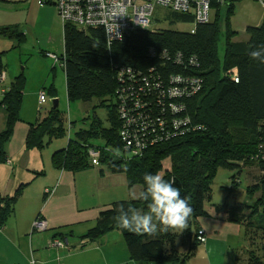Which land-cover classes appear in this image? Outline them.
Returning a JSON list of instances; mask_svg holds the SVG:
<instances>
[{"label":"trees","instance_id":"trees-1","mask_svg":"<svg viewBox=\"0 0 264 264\" xmlns=\"http://www.w3.org/2000/svg\"><path fill=\"white\" fill-rule=\"evenodd\" d=\"M238 1L219 3L212 0L210 21L194 25L189 33L137 29L111 45L107 44L105 33L100 28L78 29L71 24L63 25V53L59 57L63 61L66 99L68 102H95L91 107L92 115L86 118L90 123L88 128L73 131L75 124L66 121L58 107L54 109L52 104L46 108L43 118L28 125L24 148L40 151L51 139L67 136V146L52 154L54 169L77 173L101 164L110 173L123 174L127 187L138 184L141 191L146 187L144 175L160 173L161 163L170 158V170L162 176L170 182L175 180L174 186L180 189L181 195L193 208L188 229L181 235L170 231L150 237L121 230L114 219L121 206L147 211V202L141 199L113 202L99 213L82 240L99 241L108 232L116 230L123 236L131 261L186 264L200 244L197 242L200 231L197 219L222 217L242 228L245 246L238 252L245 253L247 261L240 263L235 258L234 264H264V155L250 161L251 156L264 154V64L249 55L253 46L264 44V18L259 26L245 29L248 37L245 42H234L237 33L231 30L230 17ZM222 9H226L223 12L225 42L220 59L217 39ZM172 15L177 21L193 23L183 13L172 12ZM0 35L12 42V49L25 42L24 34L16 26L1 28ZM4 54L0 52V75L5 71L2 64ZM169 75L196 78L201 82L198 93L183 99L184 112L180 118L189 121L187 128L178 136L166 138L158 134L152 142L161 141L148 146L139 156L127 154L119 137L123 128L118 113L120 92L123 88H130L129 81L132 80L141 83L145 79L146 85L142 84V90H146V86L153 89L156 83L166 82ZM24 86L25 78L21 73L6 87L0 101V111L5 116L4 127L0 131V163L9 161L4 146L19 119ZM44 90L47 100L50 99L48 96L56 97L53 85ZM130 97L135 105L156 106L153 99H144L140 92ZM125 99L130 101L129 96ZM158 99L157 103H161L162 97ZM39 106L41 110L43 107ZM98 107L108 111V128H104L95 116ZM90 149L99 154L95 165L89 160ZM242 160H247L245 167H256L262 174L247 188L248 194H259L256 204L252 208L238 204L231 207L213 205L212 212L205 209L204 203L210 198V185L217 170H237L239 173L244 169L240 168ZM231 181L235 183L236 179ZM25 186L20 184L11 194L0 196V229L13 214ZM178 234L189 240V246L183 253L178 250ZM68 235H72L70 228L64 227L52 239L67 241ZM184 239H180L181 245Z\"/></svg>","mask_w":264,"mask_h":264},{"label":"rangeland","instance_id":"rangeland-1","mask_svg":"<svg viewBox=\"0 0 264 264\" xmlns=\"http://www.w3.org/2000/svg\"><path fill=\"white\" fill-rule=\"evenodd\" d=\"M36 1L37 0H26V5L28 6L30 13H38V11L35 9ZM261 1L264 3V0ZM261 1L240 0L234 4L233 13L230 17L231 30L237 33V35L233 38L234 42H245L248 38L245 33V28L249 26L257 27L262 23L264 18V4L261 3ZM13 6H17V4H14ZM223 12H226V9H222L221 11V19L218 24L219 35L217 39V48L220 59L223 57L225 42ZM36 17L37 14L31 17L28 16V21L30 23L28 29L32 30V19H36ZM193 28V23L177 21L174 19V16L170 10L159 6L154 8L151 24L149 26L150 31L172 30L182 33H189ZM26 33L28 34L27 39L29 42L27 41L25 44L19 47L12 49V42L8 39L0 44V52H5L2 57V64L5 68V71L3 72L4 80L3 82H0V84L9 86L13 79H15V77L21 73L25 78V86L21 98V112L19 114V119L14 126L13 134L17 132V130L22 129L25 131L26 135L28 125L38 119L43 118L46 115V108H49L52 105L51 100L55 99L57 100V107L59 112L62 114V117L66 119V121L75 124L73 131H76L80 128H88L90 122L86 118L92 115L91 107L95 102H68L66 99L65 78L62 66L60 64H56L54 71H52V61L46 57L45 54L42 55L41 52L35 48L33 43L34 41L32 39L34 38L33 35H35L34 31H31V33L26 31ZM61 39L58 42V45L54 46L52 50L53 52L57 53V56H60L63 50ZM49 50L51 51V49ZM51 85H53L55 89L56 97L52 98L47 95L50 99L44 100L42 102L43 108L39 110L40 106L37 102V96L40 91L46 92L44 89H47ZM95 116L99 119L104 128L109 127L108 111L106 108H96ZM82 121H84V124ZM3 127L0 131H2ZM24 139L25 137L20 133L21 142L24 143ZM11 140L15 142L14 138H11ZM67 142L68 139L66 136L62 138L51 139L50 143L40 151L26 150L23 147L22 154H17L18 152H16L14 154L12 153L11 158L8 157V159H10V163H7V161L5 163H0V196L7 195L9 193L11 194L20 184L26 185L14 206L13 214L5 223V226H7L10 231L14 233V236L11 239L14 253L13 257L12 255L10 256V259H13L11 262H9V264H30L31 249L29 240L32 237L30 236L31 226L29 227V231L25 233L24 226L26 225L28 218L37 215L36 211L44 200L43 190L40 191V186L50 179L49 171L53 168L51 160L52 154L65 148L67 146ZM14 146H17V142L14 143ZM262 155L264 154L259 153L256 156H251L250 161H253V159L257 160V158H261ZM246 161L247 160H242L240 162V168L242 166L244 169H241V172L239 173L237 170H217V173L210 185V198L204 203L205 209L212 212L213 205L231 207L238 204L244 206L245 208H252L256 204L259 194H248L247 188L256 182L262 174H260L256 167H245L244 164ZM161 164L162 171L159 174L162 175L164 172L170 170V158L165 159ZM98 165L101 166V164ZM101 167H103L105 171H108L104 165ZM56 171L58 170L56 169ZM41 172L42 174H40ZM36 173L39 174L35 175ZM232 179H236V182L232 183ZM131 189V198H127L126 201L130 199L134 200L135 198L133 197L138 196V191L141 192V188L138 184H135L133 187H131ZM36 218H38V216L35 217V219ZM44 232L46 235H49L48 229ZM36 234L39 233H34L33 235ZM179 234L181 235V233ZM104 239V244L96 249V251L91 253L98 262L100 261L101 264L107 263L105 262V257H107L109 264L117 263V260L114 258L116 257L119 246L125 248L127 260H130L128 249L124 242L123 236L119 231L114 230L108 232ZM180 239L184 238L181 236L178 237V250L180 253H183L189 246V240L185 238L183 240L184 244L181 245L179 242ZM240 239V244L238 245L239 248L233 246V250L230 251L229 255H231L233 261L235 258H237L240 263H245L247 261L246 254L238 252L245 246V242L242 241V233ZM48 241L49 240L46 242L48 243ZM203 243H205V241ZM67 247L68 248L63 250L70 252L71 247L69 245ZM104 253L105 255H103ZM40 257L43 259L42 261H46V264L60 263H58L60 258H58V256L56 257V254L54 258L50 257L48 253H46L45 256L41 255ZM42 261L38 262V264L42 263ZM61 262V264H63V258ZM187 263L188 261L186 264Z\"/></svg>","mask_w":264,"mask_h":264},{"label":"crops","instance_id":"crops-1","mask_svg":"<svg viewBox=\"0 0 264 264\" xmlns=\"http://www.w3.org/2000/svg\"><path fill=\"white\" fill-rule=\"evenodd\" d=\"M46 1H36L35 9L38 13H36V19H32L33 28L30 30L28 29L30 24L28 16L31 17L36 14L29 12L26 0H0V29L16 26L17 30L25 36L23 44L28 41L26 31L29 33L34 31L33 43L42 55L46 52L57 54L52 50L54 46L58 45L61 37L63 45V25L57 15L54 5L55 0H48L49 3H46ZM261 3L263 2L261 1ZM14 4H17V6H13ZM6 39L0 35V44ZM51 70L54 71L53 67ZM7 86L0 84V101L3 99ZM4 119V113L0 111V130L3 127ZM20 133L24 137L26 136L25 131L22 129L17 130L11 136L17 142V146H14L15 142L11 138L5 144L4 151L7 158H11L12 153H23L24 143L20 140ZM49 173L50 179L40 186V191L43 190L44 200L36 211L37 215H34L47 220L49 235H46L45 232L32 235L29 240L30 257L35 261V264L42 261L43 259L40 256H45L46 253L52 258L56 254V257L60 258L59 264L62 263V258L63 264H101L91 253L104 244V237L95 242L82 240L81 237L94 225L101 211L107 209L113 202L126 201L127 198H131L132 189L127 187L125 176L121 173L105 171L99 165L77 173L64 170L56 171L52 168ZM53 189L52 193H45L46 190ZM139 193L140 191H138ZM34 216L28 218L24 226V233L29 231V227L35 219ZM196 225L204 233L205 243L198 244L194 256L188 260L187 264H234L235 260H232L229 253L233 250V246L238 247L240 244L242 228L237 224L225 221L222 217H201L197 219ZM64 227L70 228L72 233V235L66 237L72 251L48 249L46 241L50 240L59 229ZM13 236L14 233L7 226L4 225L1 228L0 264H9L13 259H10V256L13 257L14 253L11 241ZM114 259L117 260V263L113 264H145L127 260L125 248L120 246ZM105 262L108 263L107 257H105ZM40 264H46V261H42Z\"/></svg>","mask_w":264,"mask_h":264},{"label":"built area","instance_id":"built-area-1","mask_svg":"<svg viewBox=\"0 0 264 264\" xmlns=\"http://www.w3.org/2000/svg\"><path fill=\"white\" fill-rule=\"evenodd\" d=\"M224 0H218L223 3ZM212 0H55L54 5L57 15L64 24H71L78 29H102L105 33L106 42L111 45L121 41L125 34L137 29H147L150 18L156 6L166 8L171 12L188 15L196 24H206L210 21L212 13ZM53 66L60 64L63 67L62 58L46 53ZM176 63H180L177 61ZM133 79V78H132ZM4 80V75H0V82ZM236 80V79H235ZM122 83V82H120ZM130 88H123L120 92L118 103V113L121 116L123 128L119 137L124 146V151L133 156H139L148 146L157 142L158 134L165 135L166 138L178 136L184 131L189 121L180 118L184 112V100L198 93L201 90V82L196 78H187L178 75H169L164 83H156L153 89L146 86L142 90V84L146 85V80L141 83L129 81ZM130 92V93H129ZM140 92L144 99L151 98L155 102V107L134 104L131 97ZM129 96L130 101H125ZM162 97L161 103L158 98ZM46 93L40 91L38 103L46 100ZM184 99V100H183ZM156 111V112H155ZM154 112L156 114H154ZM153 114V115H152ZM159 125V127H157ZM90 163L95 165L98 159V152L90 149L88 151ZM7 163H10L7 161ZM53 190H46L50 194ZM48 229L47 220L38 217L31 224L30 236L34 233H41ZM205 235L200 230L197 235V242L202 244ZM66 240L51 239L47 243L48 249L63 250L68 248ZM30 264H35L31 258Z\"/></svg>","mask_w":264,"mask_h":264},{"label":"clouds","instance_id":"clouds-1","mask_svg":"<svg viewBox=\"0 0 264 264\" xmlns=\"http://www.w3.org/2000/svg\"><path fill=\"white\" fill-rule=\"evenodd\" d=\"M249 55L264 64V44L253 46ZM143 180L145 189L133 198L147 202V211L121 206L114 217L116 226L136 235L150 237L170 231L182 233L188 229L193 208L188 199L181 195L180 189L174 186L175 180H165L159 173H146Z\"/></svg>","mask_w":264,"mask_h":264},{"label":"water","instance_id":"water-1","mask_svg":"<svg viewBox=\"0 0 264 264\" xmlns=\"http://www.w3.org/2000/svg\"><path fill=\"white\" fill-rule=\"evenodd\" d=\"M52 104H53L52 107L55 109L57 107V105H58L57 100H53Z\"/></svg>","mask_w":264,"mask_h":264},{"label":"bare ground","instance_id":"bare-ground-1","mask_svg":"<svg viewBox=\"0 0 264 264\" xmlns=\"http://www.w3.org/2000/svg\"><path fill=\"white\" fill-rule=\"evenodd\" d=\"M151 19H152V17L150 18L149 25H148V27H147V28H149V26H150V24H151Z\"/></svg>","mask_w":264,"mask_h":264}]
</instances>
